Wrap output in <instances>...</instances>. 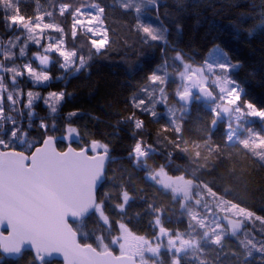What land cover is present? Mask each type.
Wrapping results in <instances>:
<instances>
[{
	"label": "snow or ice",
	"instance_id": "6c2138e0",
	"mask_svg": "<svg viewBox=\"0 0 264 264\" xmlns=\"http://www.w3.org/2000/svg\"><path fill=\"white\" fill-rule=\"evenodd\" d=\"M122 7L135 13L141 53L159 48V62L133 87L130 114L115 112L120 119L113 127L119 132L124 125L133 141L126 156L117 157L110 142L75 123L80 110L56 119L71 92L29 89L25 103L22 88L25 78L33 86L54 79L66 86L94 57L109 53L117 41H109L106 28L100 31L106 7L98 0H61L26 16L20 0H0V264L24 260L26 252L25 264H58L57 256L63 264H222V257L264 264V229L257 241L247 227L264 225V215L248 206L259 196L264 212V105L244 98L235 78L241 64L219 44L210 50L211 60L195 64L178 42H169L162 23L143 20L154 9L160 19L158 0H125ZM57 11L71 17L73 40L78 32L101 38L68 49ZM237 27L264 35V14ZM30 44L36 47L31 55ZM52 63L59 70L55 77L48 70ZM39 100L50 120L37 122ZM193 104L199 106L198 127L189 136ZM144 117L159 128L148 127ZM118 160L127 166L112 167ZM134 207L140 210L130 215ZM174 215L177 226L167 227ZM144 218L148 231L134 226ZM230 239L238 249H226Z\"/></svg>",
	"mask_w": 264,
	"mask_h": 264
},
{
	"label": "trees",
	"instance_id": "16d2710c",
	"mask_svg": "<svg viewBox=\"0 0 264 264\" xmlns=\"http://www.w3.org/2000/svg\"><path fill=\"white\" fill-rule=\"evenodd\" d=\"M54 2L58 5L61 0H20L21 12L26 16H34L38 8L41 11L51 10L50 5ZM63 2H71V0H63ZM85 2H96V0H85ZM98 2L106 7L107 18L104 29L108 30L109 41H117V43L109 46V53L94 57L87 71L70 76L66 86L64 81L54 79L38 90L41 91V95L62 88L66 92H71L73 95L66 97L62 102L56 119L62 120L67 112L80 110L83 115L78 116L75 123L81 126L87 124L88 129L95 132L97 138L110 142L113 155L123 157L126 156V149L133 141L129 138L124 125L120 126L119 132L113 127L120 119L115 112L130 114L129 100L133 87L142 80L148 68L159 62V48L155 53L147 50L144 54L141 53L139 38L134 30L135 13L123 9L122 4L125 0H98ZM156 14L157 11L154 9L151 16L145 15L142 19L157 25L162 23L169 29V42H178L195 64H200L207 58L214 44H219L228 51L233 62L239 61L241 64L235 73V78L245 90L244 98L258 106L264 105V35L258 32L248 35L237 27L241 23L247 26L254 21L258 22L259 17L264 14V0H158L159 20L155 19ZM55 15L56 22L61 23L66 30L65 40L68 49L72 48L73 43L80 45L85 39L90 43L92 36L89 34V37L85 38L79 32L73 40L70 32V16L60 17L58 11ZM47 19L46 17V22ZM178 24L183 28L182 33L176 30ZM3 34V27L0 26V35ZM32 50L34 46L29 48L30 52ZM56 58L57 56H53V60ZM130 68L133 70L130 71ZM48 70L54 77L59 75L55 63H52ZM22 83H25L27 88L33 89L31 82L23 80ZM198 108V105H192L191 116L186 124L189 136L196 134ZM34 110L37 122L42 116L51 119L41 102L35 104ZM92 116L99 117V121L93 120ZM144 119L148 127L153 130L159 128V124L149 122L150 118L144 117ZM83 131L84 128L81 127V132ZM73 146H77V142H74ZM160 159L162 161V158ZM176 163L183 164L184 161L177 160ZM122 164L127 166V161L118 160L112 167L119 169ZM261 203L257 196L255 200L248 202V206L256 210L257 214L264 215V212L260 211ZM138 210L140 209L134 207L129 210V214ZM177 218L174 215L173 222L166 226L176 227ZM134 226L142 231H148L147 218L140 220ZM179 226L183 228L184 223ZM257 226V230H261L259 227L264 229L261 223ZM254 233L258 241L261 232L254 230ZM238 248L239 243L235 239H230L226 245L228 251ZM30 255V252H26L24 260L19 262L9 259V264H25ZM222 264H234V262L228 257H222ZM256 264H259L258 259Z\"/></svg>",
	"mask_w": 264,
	"mask_h": 264
},
{
	"label": "rangeland",
	"instance_id": "374dc122",
	"mask_svg": "<svg viewBox=\"0 0 264 264\" xmlns=\"http://www.w3.org/2000/svg\"><path fill=\"white\" fill-rule=\"evenodd\" d=\"M104 30V28H102V29H100V31H103ZM49 34L50 35H52L54 38L55 37H57V35L58 34H56L55 32H51V30H49ZM90 36H92V39L93 38H95V39H100L101 37H99V36H96L95 34H90ZM44 42H47V36L45 37V40H44ZM31 46H34V45H29V48L31 47ZM34 51H36V47L34 46V50H32L31 52L29 51V55H31V53L32 52H34ZM213 55H215V54H213ZM53 56H56V54H53ZM213 57H210L209 56V54H208V56H207V59H209V60H211ZM33 65L34 66H36V67H38L39 66V64H38V61H35V58L33 57ZM51 65V64H50ZM50 65H49V67H50ZM49 69V68H48ZM24 80H27L26 78L24 79ZM28 81V80H27ZM30 82V81H29ZM32 86V88L33 89H31V90H33V91H39L38 90V88H41V87H43L44 85H38V86H33V85H31ZM22 88H23V91H24V93H25V96H24V102L26 103V92L29 90V88H27L26 87V84L25 83H22ZM40 93H41V91H39ZM42 94V93H41ZM38 102H41L42 103V105H43V107H45L46 108V106L43 104V101L42 100H39V101H36V103H38ZM35 103V104H36ZM6 107H7V104H6ZM46 110H47V113L51 116V114L49 113V110L46 108ZM26 111V110H25ZM258 127H259V125H257ZM74 142H76V139H75V137H74ZM62 145V144H61ZM64 146V145H63ZM258 221H255V222H249L248 223V230L250 231V232H252V233H254V230H256L257 232H261V230H262V228H260L259 227V229H261V230H257L258 229V226L257 225H259L260 223H257ZM262 226H264V225H262ZM255 234V233H254Z\"/></svg>",
	"mask_w": 264,
	"mask_h": 264
},
{
	"label": "water",
	"instance_id": "95a60500",
	"mask_svg": "<svg viewBox=\"0 0 264 264\" xmlns=\"http://www.w3.org/2000/svg\"><path fill=\"white\" fill-rule=\"evenodd\" d=\"M10 259H11V260H15V259H12V258H10ZM55 260L58 261V262H60L61 264H63L62 257L57 256V257L55 258Z\"/></svg>",
	"mask_w": 264,
	"mask_h": 264
}]
</instances>
